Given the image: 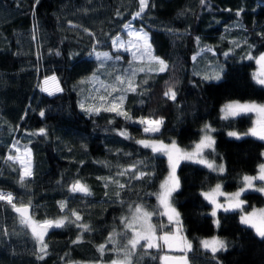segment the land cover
Returning a JSON list of instances; mask_svg holds the SVG:
<instances>
[{
  "label": "trees",
  "instance_id": "1",
  "mask_svg": "<svg viewBox=\"0 0 264 264\" xmlns=\"http://www.w3.org/2000/svg\"><path fill=\"white\" fill-rule=\"evenodd\" d=\"M148 4L136 17L139 0H40L39 4L0 0V189L11 192L16 201H31L37 221L59 216L74 221L75 210L82 217L76 223L90 229L67 221L62 228L50 229L45 236L47 255L38 259L42 254L37 241L11 206L0 201V264H84L117 258L113 245L106 242L109 234L124 233L121 218L129 206L143 204L150 212L159 211L154 193L166 171L164 157L136 141L173 139L186 147L205 122L215 129L216 143L215 151L205 150L204 156L222 164L225 171L181 160L176 168L180 186L171 196L182 232L193 245L190 264H264V238L239 222L240 209L218 211L217 227L201 194L217 182L225 190L240 186L241 176L254 173L261 161L263 141L226 135L227 130L244 131L251 114L223 119L219 109L228 100L264 101V87L251 77L254 61L247 58L264 51V0H148ZM126 23L142 28L152 54L168 65L163 73L137 71L135 92L113 93L124 95L123 109L131 120L113 112L85 110L109 106L99 97L106 95L104 86L116 84L108 73L117 53L112 40L123 33ZM95 52H107L113 59L98 60ZM217 72L220 79H205ZM51 73L62 91L49 94L37 88L39 79ZM94 75L98 78L92 79ZM170 86L176 91L175 101L164 96ZM140 118H163L164 123L160 132L145 133L144 125L136 122ZM41 128L46 135L33 134ZM121 130L128 138L119 134ZM16 148L31 151L33 175L24 186L19 182V164L6 159ZM133 165L135 173L117 175ZM139 171L148 175L132 178ZM109 178L126 187L121 189ZM77 180L91 195L70 191ZM241 198L246 201L243 210L264 202L254 190ZM60 202L66 205L63 210ZM152 222L165 219L154 215ZM210 234L227 243V250L217 252L215 259L198 242ZM78 237L79 242L73 243ZM117 239L121 245L126 242L121 236ZM98 244H107L108 250L101 254ZM161 254L138 249L135 262L160 264Z\"/></svg>",
  "mask_w": 264,
  "mask_h": 264
},
{
  "label": "snow or ice",
  "instance_id": "2",
  "mask_svg": "<svg viewBox=\"0 0 264 264\" xmlns=\"http://www.w3.org/2000/svg\"><path fill=\"white\" fill-rule=\"evenodd\" d=\"M39 2L40 0H35V4H39ZM201 3H204V0H201ZM139 6V11L135 14L136 17H139L141 13H143L149 6L148 0H139ZM237 15H239V13H237ZM125 27L130 28L131 26L125 25ZM128 35L134 37L135 39L128 41L127 46H125V44L120 42L118 39L113 40V45L124 48L125 51H131L132 59L134 61H143L145 58H147L149 61L147 69L143 66L133 69L131 78H124L117 75L115 77L116 84L104 86L106 95H101L99 97L102 103H107L109 106H90L85 109L86 111L95 112L98 114L101 110H103L116 113L118 116H123L126 120H131L132 117L127 111L123 109V101L125 99L124 95L114 96L113 93H123L127 91L135 92L138 87L134 81L137 71L144 72L147 70L148 72L163 73L168 70L167 63L163 59L152 54V48L151 44L148 42L147 33L132 30L129 31ZM96 58L103 61L113 59V57L107 52H97ZM247 58L250 60L255 59V62L260 66V71L254 74L253 78L257 84L264 86V53H261L258 57L249 55ZM115 59L120 60L122 57L117 55L115 56ZM153 64L156 66L154 67ZM222 70L223 69L220 71ZM209 78L220 79L219 72H217L214 77H205V79ZM145 83H147V81H145ZM43 84L44 86L42 87V91L48 92L49 94H52L53 90L62 91L55 76L45 78ZM117 85H127V87H118ZM109 88H111V92L108 91ZM164 96L175 101L176 91L170 86L164 92ZM81 108L84 109L83 104H81ZM222 112L224 113L222 117L223 119L247 114H254L256 117L253 122V127H251L247 133L240 134L238 132L232 131L228 133L229 136L240 139L242 135H251L253 137H257L260 140H264V103H241L239 101H233L224 105ZM40 115L43 116L44 113L41 112ZM136 122L145 126L143 128L145 133L151 134L160 132L164 123L163 118H140ZM201 131L204 133V135L201 137L199 142L195 143L194 148L191 151L182 149L174 140L170 143H165L164 141L157 139H141L136 141V143L140 144L142 147L150 148L153 153L167 156L170 168L169 175L161 183L160 191L155 193L162 211L150 212L146 210L143 204H136L130 218H121V223L124 225L125 229L124 233H117L114 230L107 238V244L113 245L111 251L117 253V259L111 260L110 264H134V259L138 249H144L145 251L156 249L158 252L162 253L158 256L160 264H190L188 254L193 251V245L192 242L182 234V225L179 219L180 213L175 207H173L171 203L172 193L175 192L180 186L179 177L176 175V168L179 166L181 160H187L202 164L208 169L218 173H223L225 171V168L222 164L216 165L213 160H209L204 156L205 150H211L213 152L215 151L216 142L214 137L211 135V132L215 131V129L211 128L210 125L205 124ZM33 134L46 135V130L41 128L39 129L38 133ZM119 134L125 136L126 138L129 136L125 130H121ZM13 147H15V145ZM19 151V148H16V152L19 153ZM261 155L264 156V153H261ZM6 159L7 161H12L13 163H19L21 166L19 170V182L21 186H24L27 182V179L33 175L31 165V151L25 149L23 156L8 155ZM129 171L135 173L138 171V169L136 165H133L131 168L125 169L124 171L119 172L117 175L123 176ZM147 175L148 173L139 171V174L133 175L132 178L144 179ZM109 179L112 183H116L121 189L126 187V185L120 184L118 180L112 178ZM256 181L261 182L259 186H257L255 183ZM248 190H254L264 194V163L259 165L258 173L255 176L244 175L242 177V186L234 193L229 194L223 192L222 185L219 183L216 184L215 188L211 189L209 192L203 193L205 199L208 200V202L213 206L210 215L212 217H216L218 211L220 210H223L224 212L233 211L236 209L243 210L246 201L241 199V196ZM70 191L73 193L80 192L85 195H91L87 185L82 184L79 180L75 181L71 185ZM116 195L119 196V192H117ZM218 197H224V202H220ZM0 201H4L10 205L13 211L18 214L20 224L31 230L32 236L39 245V252L42 254L38 256V259H43L44 255H47L46 250L48 245L45 242V236L48 234L50 229L62 228L65 226L66 221L68 223H76L82 220V217L79 215V213L73 210L71 215L75 217L74 221L70 220L68 216L56 220L45 219L43 221H37L31 214V201L28 203L16 201L11 192L4 193L0 191ZM60 207L61 210H63L66 207L65 203L60 202ZM154 215L167 217L168 224L153 223L152 217ZM240 222L250 226L255 230L259 237L264 238V208H253L251 212H245V214L241 216ZM214 224L219 227L220 221L216 219L214 220ZM169 225H175V230H171ZM76 226L78 228H82L84 231L90 230L87 224L76 223ZM166 228H169V230L166 231ZM129 233L130 235H128ZM118 236H121L125 239L126 242L123 243V245H121L120 241L117 239ZM76 242H79V237L77 238V241H73V243ZM107 244H102L98 247V251L101 254L108 250ZM200 246L204 250L211 252L214 259L217 252L227 250L226 241L217 236H213L210 239L201 240ZM173 252H179L181 255H172L171 253ZM153 258L156 259L157 257Z\"/></svg>",
  "mask_w": 264,
  "mask_h": 264
},
{
  "label": "rangeland",
  "instance_id": "3",
  "mask_svg": "<svg viewBox=\"0 0 264 264\" xmlns=\"http://www.w3.org/2000/svg\"><path fill=\"white\" fill-rule=\"evenodd\" d=\"M125 25H130V24L126 23ZM125 25H123V27H122V29H123V30H122L123 33H121V34H119V35H117V36H115V37L113 38V40H117V39H118L120 42H123V43L125 44V46H127L128 41L135 39L134 37L128 35L129 31L136 30V31H141V32L145 33V31H144L142 28H140V27H138V28H134V27H132V26L130 25V26H131L130 28H126ZM113 40H112V48H113V50L117 51V53H115L114 56L119 55V56L122 57V59H120V60H116L115 62L112 63L111 66L108 67V73H111L112 77H113V76L116 77L117 75H119V76H122V77H124V78H131V73H132L133 69H137V68L142 67V66L145 67V68L147 69V66H148V64H149V61L147 60V58H145V60H143V61H134V60L132 59L131 51H125L124 48H120V47H118V46H114V45H113ZM133 50H134V49H133ZM120 51L126 53L128 58H126L125 56H123V54L120 53ZM96 53H97V52L94 53V55H93L94 57H96ZM261 53H264V51L260 52V53L257 54L255 57H258ZM114 58H115V57H114ZM253 61H254V69H253V71H252L251 77H252V80H253L254 82H256V81L254 80L253 76H254V74H256V73H258V72L260 71V66L255 62V59H253ZM153 66L155 67L156 65L153 64ZM105 72H106V71H105ZM106 73H107V72H106ZM52 76H55V75H54L53 73H51V74H47V75L42 76V77L39 79L38 83H37V88L40 89V90H42V87L44 86L43 82H44L45 78H47V77H52ZM55 77H56V76H55ZM91 77H92V79H97V78H98V76H96V75L91 76ZM56 79H57V78H56ZM50 85H51V82H50ZM263 87H264V86H263ZM44 92H45V91H44ZM53 92H55V90H53ZM47 93H48V92H47ZM233 101H238V100H228V101L224 102V103L221 105V107H220V109H219L220 116L223 117V115H224V113L222 112V108L224 107V105H226L227 103L233 102ZM239 102H241V103H244V102H257V103H264V101H254V100L239 101ZM158 119H159V118H158ZM250 119H251V120H250V124H249L248 127L245 128L244 131H242V132H238V131H236V130H227V131H226V135L229 136L228 133H229V132H232V131L238 132V133H240V134L247 133L248 130H249L251 127H253V122H254V120L256 119L255 115H254V114H251ZM205 124L210 125L208 122H205V123H203V124L201 125V127H200V129H199L200 131H199V134H198L197 139H195L194 141H192L191 144H190L189 146H186V147H185V146H180V145H179V147H181L182 149H186V150H188V151L193 150L195 143L199 142V140L201 139V137L204 135V133H203L201 130L204 128V125H205ZM210 126H211V125H210ZM144 127H145V126H143V128H144ZM143 128H142V129H143ZM211 128H212V126H211ZM211 135L213 136L212 132H211ZM242 136H244V135H242ZM248 136H251V135H248ZM229 137H231V136H229ZM252 137H253V136H252ZM234 138H235V137H234ZM254 138H257V137H254ZM257 139H258V138H257ZM259 140H260V139H259ZM171 141H173V139H169V140L166 141L165 143H170ZM261 141L264 142V140H261ZM24 151H25V149L19 151V153L15 152L13 155H21V156H23ZM261 153H264V146H263L262 149H261ZM160 155H162V154H160ZM162 156H163L164 159H165L166 171H165L164 176H163L162 179L160 180L159 185H158V189L156 190L155 193H158V192L160 191V185H161V183L165 180V178L169 175V171H170L167 156H165V155H162ZM261 163H264V156H262V155H261V161H260V162L258 163V165L256 166V170H255V172L252 173V174H244V175H253V176H255V175L258 173V167H259V165H260ZM18 164H19V163H18ZM19 166H20V165H19ZM203 166H204V165H203ZM20 167H21V166H20ZM204 167H205V166H204ZM206 168H207V167H206ZM244 175L241 176V180H242V177H243ZM218 183H219V182L215 183L214 185H212V186H211L210 188H208V189L202 190V191H201L202 197L205 199L203 193H205V192H209L211 189L215 188L216 184H218ZM255 183L257 184V186H259V184H260L261 182L256 181ZM219 184H220V183H219ZM241 186H242V182H241L240 186H238V187H236V188H234V189L225 190V189L222 188V191L225 192V193H229V194H230V193H234V192L238 191L239 188H240ZM256 192H257V191H256ZM155 193H154V197H155L156 203H157V205H158V207H159V211H162V209L160 208V205H159V201L157 200V197H156ZM259 193H260V192H259ZM260 194L264 197V194H262V193H260ZM218 199L220 200V202L223 203L225 198H224V197H218ZM241 199H242V198H241ZM205 200H206V199H205ZM206 202H208V200H206ZM171 203H172V202H171ZM208 203H209V202H208ZM209 204H210V203H209ZM172 205H173V204H172ZM134 206H135V205H133L132 207L129 206L128 213H127V215L124 216V217H129V218L131 217L132 212L134 211ZM173 207H174V206H173ZM212 207H213V206L210 204V208H209V211H208L209 214H210L211 211H212ZM253 208H256V209L264 208V202H263L261 205L252 206V207H250L249 209H246V210H241V209H240V213H239V215H238V220H239V222H240V218H241V216L244 215L245 212H251V211L253 210ZM147 211H148V210H147ZM210 216H211V215H210ZM163 217H164V219H165V222H163V224H168L167 217H165V216H163ZM211 217H212V216H211ZM60 218H62V216L55 217V218L48 219V220H56V219H60ZM212 220H213V223H214V220H216V217H212ZM41 221H43V220H41ZM240 223H241V222H240ZM121 224H122V223H121ZM241 224H242V223H241ZM214 225H215V224H214ZM243 225H245V224H243ZM169 226H170V229H171V230H175V225H169ZM246 226H248V225H246ZM122 227L124 228V225H123V224H122ZM248 227H250V226H248ZM250 228H251V227H250ZM27 229H28V231L30 232V234H31V236H32L31 230H30L29 228H27ZM251 229H252V231L256 234L255 230H254L253 228H251ZM113 231H114V230H112V232H113ZM112 232H111V233H112ZM115 232H116V231H115ZM182 234H183V232H182ZM129 235H130V233H129ZM183 235H184V234H183ZM256 235H257V234H256ZM213 236H217V235H216V234H210V235H204V236L199 237V240H198L199 245H200V241H201V240H203V239H210V238L213 237ZM32 237H33V236H32ZM217 237H218V236H217ZM33 238H34V237H33ZM219 238H220V237H219ZM34 239H35V238H34ZM106 242H107V241H106ZM100 245H102V244H98V245H97V249H98V247H99ZM111 245H112V244H111ZM200 247H201V246H200ZM171 254H173V255H179V254H181V253H179V252H173V253H171ZM115 259H117V258H115ZM110 262H111V260H110V261H84L83 263H84V264H110ZM62 264H72V261L63 262ZM134 264H136L135 259H134Z\"/></svg>",
  "mask_w": 264,
  "mask_h": 264
},
{
  "label": "built area",
  "instance_id": "4",
  "mask_svg": "<svg viewBox=\"0 0 264 264\" xmlns=\"http://www.w3.org/2000/svg\"><path fill=\"white\" fill-rule=\"evenodd\" d=\"M0 191H2V192H4V193H9V191H7V190H1V189H0Z\"/></svg>",
  "mask_w": 264,
  "mask_h": 264
},
{
  "label": "water",
  "instance_id": "5",
  "mask_svg": "<svg viewBox=\"0 0 264 264\" xmlns=\"http://www.w3.org/2000/svg\"><path fill=\"white\" fill-rule=\"evenodd\" d=\"M13 210V209H12ZM14 212V211H13ZM17 216H18V214L16 213V212H14ZM19 217V216H18ZM173 255V254H172ZM179 255H181V254H179Z\"/></svg>",
  "mask_w": 264,
  "mask_h": 264
}]
</instances>
